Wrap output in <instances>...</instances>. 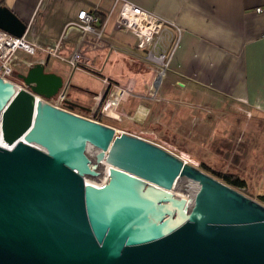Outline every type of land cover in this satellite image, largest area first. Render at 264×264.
<instances>
[{
    "label": "water",
    "instance_id": "1",
    "mask_svg": "<svg viewBox=\"0 0 264 264\" xmlns=\"http://www.w3.org/2000/svg\"><path fill=\"white\" fill-rule=\"evenodd\" d=\"M0 29L20 37L26 23L0 4ZM43 69L19 76L48 97L62 79ZM14 91L0 77V113ZM96 122L38 100L29 141L0 144V264H264V203L186 163L179 173V157L141 137H114L104 183H87L82 150L114 130ZM178 173L201 182L186 217Z\"/></svg>",
    "mask_w": 264,
    "mask_h": 264
},
{
    "label": "crops",
    "instance_id": "2",
    "mask_svg": "<svg viewBox=\"0 0 264 264\" xmlns=\"http://www.w3.org/2000/svg\"><path fill=\"white\" fill-rule=\"evenodd\" d=\"M47 1L42 0V3L46 4ZM113 1L50 0L43 13L40 10L41 0H0V4L7 5L26 25L30 24L24 36L29 41H37L39 47L34 54L44 60L43 56L49 55L43 48L51 44L49 41L61 39L59 52L62 55H69L73 51L79 32L65 26L75 19L79 9L94 10L100 18H104ZM131 1L174 21L183 28L180 42L169 63L168 77L179 78L188 86L181 91L180 97L185 100L186 106L176 110L178 114H165L163 101L159 114L166 121H171L173 116L185 120L200 115L203 110L208 112L207 122L215 121L208 138L210 145L225 154L232 151L237 154L230 159L225 173L234 174L237 169L241 171L244 167L248 168L249 172H245L243 177L245 183L252 185V190L259 189L264 172V0ZM33 24L36 31L34 35L30 33ZM120 34L112 38L126 43V47H135L136 41L133 43ZM105 36L109 37L107 34ZM133 37L137 40L135 35ZM117 44V51L108 54L104 61L103 69L107 63L108 69L101 70V74L120 68L125 57L122 49L125 47ZM118 55L122 56V61L116 65ZM40 60L37 63H42ZM31 65L33 64L28 62L24 71L14 69V77L21 81L19 74H25ZM43 70L47 72L45 66ZM48 72L55 73L62 81L70 77L66 75L63 78L60 73L51 69ZM98 79L100 80V76ZM175 82V79L168 80L166 89L174 86ZM166 94L169 95L168 92ZM212 97L217 100L213 106H207ZM241 103L247 105L250 115H239L237 108ZM142 104L146 103L138 102V99L131 95L118 121L126 118L132 125V120L136 121L141 114L147 113L146 105ZM152 119L155 120L156 117L148 120ZM131 125L121 127L127 129ZM254 136H258L259 141L252 144ZM191 141H186L187 151L192 149ZM253 146L254 152L249 156V149ZM217 159L221 162L220 158H213V166Z\"/></svg>",
    "mask_w": 264,
    "mask_h": 264
},
{
    "label": "built area",
    "instance_id": "3",
    "mask_svg": "<svg viewBox=\"0 0 264 264\" xmlns=\"http://www.w3.org/2000/svg\"><path fill=\"white\" fill-rule=\"evenodd\" d=\"M115 10L116 13L111 20ZM29 27L30 24H27L24 34L20 37L0 29V77L12 83L14 87L17 86L35 94L22 80L17 81L12 78L16 52L21 49L32 54L39 47L36 40L29 41L25 38L24 35ZM66 27L74 28L79 32L73 51L69 55H62L59 52L61 39L47 45L43 48L44 51L49 56L57 57L67 63L71 70L81 69L100 76L102 89L93 93V106H90L88 111L94 112L98 103L102 101L101 113L118 120L119 115L124 113V107L131 95L135 98L154 96L158 99L162 90V78L169 72L170 60L183 31V28L174 21L143 8L131 0H114L104 18H100L94 10L79 9L75 19L69 21ZM121 32L135 35L136 45L133 49L129 47L122 49L125 57L120 68L101 74L100 71L103 70L108 54L117 51L112 37ZM106 34L109 37L105 36ZM145 78H148L145 83L147 84L146 92H137L136 88ZM156 80H158L157 83ZM61 85L59 91L42 98L52 105L67 109L63 105L71 103L67 100L70 77L62 81ZM154 87L157 88L152 92ZM149 121L147 129L154 125V122L156 123V119ZM173 131L174 127L169 128L165 143H169L175 136ZM191 139L192 135L187 138V141Z\"/></svg>",
    "mask_w": 264,
    "mask_h": 264
},
{
    "label": "rangeland",
    "instance_id": "4",
    "mask_svg": "<svg viewBox=\"0 0 264 264\" xmlns=\"http://www.w3.org/2000/svg\"><path fill=\"white\" fill-rule=\"evenodd\" d=\"M40 3H41L40 10L43 13L46 10L45 7H47V5L50 4V0H48L46 4L42 3V0ZM115 13H116V10L113 12L111 20L113 19ZM35 32H36L35 26L33 24V28H31L30 33L34 35ZM120 35L126 36L128 40L132 41L133 43L134 41H136V39L131 34L121 32ZM112 40L115 44L118 43L117 45H120L121 47H126L127 45L126 43L118 41L115 38H112ZM49 43L53 44L54 41H49ZM129 48L133 49V47H129ZM34 53H32L31 55L30 53L25 52L21 49L18 50L14 57V61L17 64V66L15 64L13 69H15V71H18V70L24 71L25 65H27L28 62H31L32 64L37 63L38 60H40V57L38 58L39 55L38 54L35 55ZM35 57H36V60H35ZM121 57L122 56L118 55L117 61L115 63L116 65L122 61ZM43 58L44 60L41 59L40 62H42L43 64L45 63L44 66L47 69L46 70L47 72L48 70L51 69V70H54L55 72L60 73L63 78L66 75L67 77L70 76V85L68 88L67 100H69L71 103H65L63 106L71 112L80 114L82 116H88L89 118H94L92 115L93 114L92 111L84 110L80 106H87V105H91V107L93 106V98H92L93 93L99 92L102 89L101 81L98 79V76L92 73H88L81 69H76L74 71L69 70V66L67 63H65L64 61L54 56L44 55ZM108 66H109L108 63L105 64V67L103 70L106 71L108 69ZM169 77L167 75L164 79H162V90L160 92L161 97L159 96L158 99L154 96H150V98H147V97H142V98L137 97L136 98L138 99V102L140 101V102L146 103L142 105L143 106L146 105L145 108L147 109V113L141 114L142 116L138 117L136 121L132 123V125L130 122L125 120L126 118H122L121 121H118V119L110 117L106 114H104L105 116L103 119L94 118L95 121H99L100 123L107 124V125H112L115 128L122 130V132H126L134 136L141 137L155 145L162 147L163 149L176 155L180 159L183 160L185 158L184 160L189 161V163L191 162L195 164L196 166L201 167L203 169L205 168L202 165L213 166L212 165L213 158L218 157L221 159L220 163L217 162V164L219 165V169H221L222 171L221 176L217 177L211 172H209L208 170L207 171L211 175L217 178H222L223 174L228 168L230 159L233 156H235L236 152L232 151V152H229L228 154H225L210 145L208 138L210 136V133H211V130H212V127L215 121L207 122L208 112H205L203 110V112H201L200 115H195L185 120H179L178 117L173 116L172 118H170L171 121L169 120L166 121V119L163 118L161 114H159L160 108L163 105L162 104L163 101L165 105L163 107L165 114H173V113L178 114L179 112H177L176 110H180L182 107L186 106V103L184 102L185 100L180 99V97H182L181 91L184 88H187L188 86L185 83H183L182 80L179 78L172 77V76H169ZM12 78L14 80L16 79V77L14 76H12ZM170 79L171 80L175 79L177 83L175 82L174 86H171L170 88L166 89L165 84ZM16 80L19 81L18 79ZM147 80L148 78L147 79L145 78L139 83L140 85H138V87L136 88L137 92H141V93L146 92L147 84L145 83L147 82ZM157 81L158 80H156V83ZM156 83H154V85ZM61 86H59L56 91H59L61 89ZM156 88L157 87H154L152 89L153 90L152 92H154ZM28 89H30L31 92L35 93L36 95L43 97L41 94H38L37 91L33 90L31 87L28 86ZM166 92H168L169 95H167ZM190 92L192 95V90ZM187 98H190V96H187ZM215 100L217 99L212 97L209 100L207 106L208 105L213 106L214 105L213 103L215 102ZM73 103H75V105ZM225 103L226 102H224L223 105H225ZM244 106H245L244 103H241V105H239L237 108L238 109L237 112L239 113L240 116H242V114L244 113L246 115H250L247 105L245 106L246 108ZM153 116L156 117V123L152 122L154 125H151L150 128L147 129V126L149 127L148 123H150L148 119L152 118ZM222 116H224L223 112H222ZM244 120H247V119H244ZM126 125H131V126L128 127L127 129L121 127V126H126ZM173 126H174L173 134H175V136L172 137L169 143H165V140L167 139L168 130L169 128ZM190 135H192V138H193L191 139L192 140L191 143H193L192 144L193 146L190 151H187L185 149V144H186L187 138L190 137ZM262 137H264V133ZM258 141H259V137L254 136L252 139V144L258 143ZM253 149H254V146L253 148H251V150L249 149V152H248L249 156L253 154L254 152ZM248 170L249 169L245 167L242 168L241 171L237 169L234 172L232 178L230 179V186L236 189H239L240 191H243L244 193H246L247 195H250L252 198L258 201H261L260 195L264 194V172L262 175L260 188L252 190L253 189L252 185L246 184L243 179V177L245 176V172H249ZM235 180L240 181L241 183L239 182L237 183Z\"/></svg>",
    "mask_w": 264,
    "mask_h": 264
},
{
    "label": "bare ground",
    "instance_id": "5",
    "mask_svg": "<svg viewBox=\"0 0 264 264\" xmlns=\"http://www.w3.org/2000/svg\"><path fill=\"white\" fill-rule=\"evenodd\" d=\"M168 73L169 72H167L162 79H164L168 75ZM14 89L15 91L13 95L0 113V144L8 148L12 147L17 141H29L24 136L26 135L27 129L30 126L34 115L37 113L38 100L47 103V101L41 96L32 94L26 90H22L17 86H15ZM96 123L114 130L106 147L97 146L91 141H88L86 147L82 150V153L87 159L92 172L84 173L82 174V176L87 183L95 186H101L107 177L108 170L111 168V165L107 163L104 158L106 150L112 139L121 134L122 130L100 122ZM184 163L194 167L195 169L201 171L202 173L208 175L216 181L230 186V184L185 161L184 159L182 160V165L179 173ZM179 173L176 176L170 190L173 193H176L185 198L186 207L184 206V217H186V215L192 211L195 203V197L201 186V182L199 183V179L193 178L187 174Z\"/></svg>",
    "mask_w": 264,
    "mask_h": 264
},
{
    "label": "trees",
    "instance_id": "6",
    "mask_svg": "<svg viewBox=\"0 0 264 264\" xmlns=\"http://www.w3.org/2000/svg\"><path fill=\"white\" fill-rule=\"evenodd\" d=\"M101 106H102V101L98 103V105L96 106L95 111L93 112V117L96 119H103L104 115L101 113ZM219 161V159L216 160V164L214 166H206V165H202L206 170H208L209 172H211L212 174H214L217 177L221 176V169H219V165L217 164V162ZM222 167V166H220ZM233 174L230 173H224L222 178H219L221 180H223L224 182L230 184V179L232 178ZM237 180V179H236ZM235 180V181H236ZM237 183H241L240 181H236ZM236 183V184H237ZM260 200L264 203V194L260 195Z\"/></svg>",
    "mask_w": 264,
    "mask_h": 264
},
{
    "label": "flooded vegetation",
    "instance_id": "7",
    "mask_svg": "<svg viewBox=\"0 0 264 264\" xmlns=\"http://www.w3.org/2000/svg\"><path fill=\"white\" fill-rule=\"evenodd\" d=\"M84 107H86V106H84ZM85 110H88L89 109V107H86V108H84Z\"/></svg>",
    "mask_w": 264,
    "mask_h": 264
}]
</instances>
